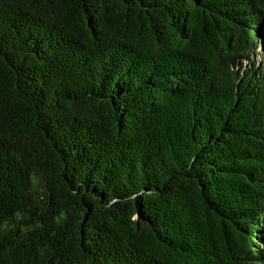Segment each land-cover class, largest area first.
Masks as SVG:
<instances>
[{"label": "trees", "instance_id": "trees-1", "mask_svg": "<svg viewBox=\"0 0 264 264\" xmlns=\"http://www.w3.org/2000/svg\"><path fill=\"white\" fill-rule=\"evenodd\" d=\"M264 0H0V264H264Z\"/></svg>", "mask_w": 264, "mask_h": 264}, {"label": "rangeland", "instance_id": "rangeland-1", "mask_svg": "<svg viewBox=\"0 0 264 264\" xmlns=\"http://www.w3.org/2000/svg\"><path fill=\"white\" fill-rule=\"evenodd\" d=\"M259 43L256 48L253 49L252 53L256 62L264 67V22L259 30Z\"/></svg>", "mask_w": 264, "mask_h": 264}]
</instances>
